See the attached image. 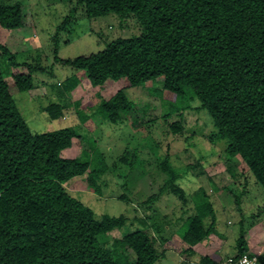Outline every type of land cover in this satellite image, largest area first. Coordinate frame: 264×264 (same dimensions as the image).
Instances as JSON below:
<instances>
[{"label": "trees", "instance_id": "1", "mask_svg": "<svg viewBox=\"0 0 264 264\" xmlns=\"http://www.w3.org/2000/svg\"><path fill=\"white\" fill-rule=\"evenodd\" d=\"M69 1L88 18L114 15L123 21L133 16L140 34L116 39L88 56L64 60L57 56L56 62L73 70L64 84L54 87L58 98L76 89L81 78L75 74L80 71L93 87L122 78L131 87L148 86L163 107L165 101H199L197 109L205 110L211 119L209 140L226 141V159L240 156L247 173L264 187V0ZM69 21L70 15L64 19ZM23 25L20 4L0 7L2 28L16 30ZM0 48V59L8 57L9 73L12 68H28L27 73L14 74L17 90L33 89L39 67L20 64L7 46L0 44ZM7 75L0 66V264H159L165 252L146 219L141 218L138 229L120 238L111 236L123 231L129 218L124 214L99 217L66 187L74 178L87 176L101 191L99 180L108 170L102 148L91 140L90 150L69 158L63 151L80 136L79 126L33 133L9 91ZM159 79L163 84L157 88ZM165 91L175 98H164ZM48 109L53 120L62 113L59 104ZM132 110L125 90H119L110 99H102L91 113L82 109L77 113L82 123L99 117L101 122L123 125ZM171 112L163 118H170ZM165 169L174 183L177 171L167 161ZM238 174L231 176H245ZM194 203L195 212L183 216L179 229L190 246L209 237L217 224L207 197L197 192ZM208 216L212 222L206 228ZM245 229L242 225L239 231L238 256L249 252ZM227 257L206 256L199 264H217Z\"/></svg>", "mask_w": 264, "mask_h": 264}, {"label": "rangeland", "instance_id": "2", "mask_svg": "<svg viewBox=\"0 0 264 264\" xmlns=\"http://www.w3.org/2000/svg\"><path fill=\"white\" fill-rule=\"evenodd\" d=\"M10 4H20L24 25L16 30L0 26V44L7 46L16 62H29L41 71L34 74L33 89L19 92L14 74L27 73L28 68H10L9 73L8 57L1 58L9 91L33 133L79 126L80 136L73 139L63 156H81L83 150H90L91 140L102 148L108 170L100 177L101 191L97 192L87 176L74 178L66 187L99 217L124 214L129 218L123 231L111 236L120 238L138 229L141 218L146 219L158 237L160 250L165 252L159 264H199L206 256L220 260L236 255L239 231L244 225L248 253L260 256V264H264V187L247 173L240 156L226 159V141L215 144L209 140L211 119L205 110L197 109L199 101H165L163 107L162 100L150 94L148 86L131 87L122 78L108 80L104 87H93L80 71L75 74L81 78L76 89L69 96L57 97L54 87L73 74L70 67L56 62L57 56L62 60L88 56L116 39L138 36L137 19L131 16L122 21L114 15L88 18L69 0H0V7ZM68 15L70 21L65 23ZM61 25L66 27L59 30ZM162 84L159 79L154 86L160 88ZM119 90H125L133 105L125 124L110 125L99 117L81 122L79 109L91 113L102 99H110ZM164 98L173 100L175 95L165 91ZM52 104L62 108L57 120L52 119L48 109ZM186 106L194 109H184ZM171 111L172 116L165 120L163 115ZM166 161L177 171L174 183H170ZM232 172L245 176L234 178ZM197 192L212 202L217 224L209 237L190 246L179 235V229L183 216L188 218L195 212ZM204 222L209 228L211 216Z\"/></svg>", "mask_w": 264, "mask_h": 264}, {"label": "built area", "instance_id": "3", "mask_svg": "<svg viewBox=\"0 0 264 264\" xmlns=\"http://www.w3.org/2000/svg\"><path fill=\"white\" fill-rule=\"evenodd\" d=\"M259 256L253 255L252 253H247L245 255L238 256L231 255L226 259L218 262L217 264H259Z\"/></svg>", "mask_w": 264, "mask_h": 264}]
</instances>
